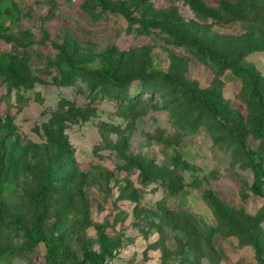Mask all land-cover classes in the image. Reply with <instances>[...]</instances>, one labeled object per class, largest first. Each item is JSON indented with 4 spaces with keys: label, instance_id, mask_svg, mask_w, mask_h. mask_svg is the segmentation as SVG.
Listing matches in <instances>:
<instances>
[{
    "label": "rangeland",
    "instance_id": "rangeland-1",
    "mask_svg": "<svg viewBox=\"0 0 264 264\" xmlns=\"http://www.w3.org/2000/svg\"><path fill=\"white\" fill-rule=\"evenodd\" d=\"M105 1L106 9H94L91 0H0L5 36L0 57L8 68L10 57L26 59L36 80L19 91L0 75V155L2 143L27 148L23 171L10 176L15 207L6 215L32 222L30 192L63 136L76 171L70 181L59 180L60 194L52 198L43 225L48 230L67 213V223L78 216L83 229L60 244L58 257L80 260L84 245L98 250L97 227L105 225L108 237L119 244L106 264H214L206 256V225H218L225 211L231 213L227 222L248 225L264 210V198L251 190L253 172L240 142L251 149L263 143L253 127L259 102L243 78L214 66L196 44H170L160 28L142 31L114 8L171 28L182 24L192 41L252 47L264 43V0ZM64 49L89 68L100 67L108 56L121 71L160 70L188 87L219 93L228 105L218 118L223 134L215 136L205 117L194 131L187 125L183 109L191 119L199 114L186 100L190 92L174 95L165 86L145 91L139 89L141 79L106 95L79 80L61 83L56 62ZM240 64H254L264 75V51L243 55ZM119 91L124 98L111 95ZM170 184L176 185L173 192ZM68 192L83 199L85 214L65 211ZM258 232L264 245V221ZM24 241L22 232L9 230L0 240V253L9 255L1 264L47 263L43 243L18 251ZM218 251V264H262L254 246L236 237L221 239Z\"/></svg>",
    "mask_w": 264,
    "mask_h": 264
},
{
    "label": "trees",
    "instance_id": "trees-1",
    "mask_svg": "<svg viewBox=\"0 0 264 264\" xmlns=\"http://www.w3.org/2000/svg\"><path fill=\"white\" fill-rule=\"evenodd\" d=\"M91 1L94 9L98 7L107 8L105 0ZM114 11L122 14L130 22L138 23L142 31H148L151 27L160 28L161 32L166 34L164 38L170 44L185 45L188 47L196 44L197 52L207 58L214 66L219 67L221 70H230L234 75L245 80V84L250 89L253 97L259 102V111L253 127L256 137L261 139L263 143L260 148L251 149L245 147L242 141L240 142L243 146L246 164L253 172L251 190L255 195L264 198V92L262 91L264 89V75L256 69L254 64H249L248 66L240 64L243 55L252 51H264V43L256 44L252 47L228 42L219 45L213 41L204 44L199 39L190 40L186 32V27L182 24H175L171 28L162 21H148L142 18H136L129 9L122 6H116ZM0 39H5L1 24ZM73 55V51L64 49L57 56L56 64L60 70L61 83L67 84L79 80L88 89H101L106 95L114 87L121 88L124 85L131 84L135 79H141L142 82L139 89L145 91L153 92L157 88L160 89V87L163 88L165 86L174 95H177L180 90L190 92L191 96L188 99L186 98V100L193 104L194 112L199 114L197 115L198 118L191 119L188 118L186 110L183 109L182 114L186 118L187 125L194 131L200 124V120L205 117L206 120H204V123L206 127L215 136L223 134V124L218 118L228 111V105L219 93L211 90L197 89L194 86L192 88L188 87L177 76L160 70H152L148 73L141 69L121 71L117 65L111 62L108 56L102 57L100 67L89 68L77 63ZM10 58L12 61L10 65L13 66L8 68L4 64L5 58L0 57V75L8 77L9 85L12 89L14 88L20 91L22 88H32L36 80L32 76L28 61L16 57ZM111 95L124 98V95L120 91L111 92ZM169 109L171 112H175L174 107ZM210 119H212V122ZM234 135L236 137L235 131ZM62 137L60 136L59 139V141L61 140V145L59 144L60 142H56L55 146L49 152V161L46 170H41V172L45 173L42 176L40 184L30 192L34 211L31 223L22 221L19 218H9L6 215V211L15 207L11 202L15 195L16 187L11 182L10 176H15V174L23 171V161L26 159L27 148L20 147L18 143H2V148L5 151L0 155V240L4 238L9 230L22 232L25 241L17 247V250L30 252L37 245L43 243L47 248L46 264H106V261L114 256V251L119 247V244L116 240L108 237L105 225H99L97 227V243L99 244V249H93L88 245H84L80 260H70L65 254L58 257L57 251L60 244L69 239L68 237L75 233H81L83 225L78 222V216H75L77 218L71 220V223H67L65 217L67 213H65V216H61L48 230L43 225L46 217L49 215L52 198L60 194V188L58 187L59 180L60 183H62V179L70 181L76 171V168L73 167L70 153L64 147L67 141ZM137 163L141 168L147 169L144 162L140 161ZM61 170H63L62 175L59 176L58 172ZM169 186L172 192L176 189V185L170 184ZM64 200L66 201L65 211H82L85 214L86 205H84L83 199L77 192H68ZM220 215V219L222 220L218 225H206L207 233L205 234L204 240L206 244V256L214 264H218L217 262L221 258L218 251L219 241L229 237H236L240 239L243 245H253L257 258L264 264V245L260 241L261 233L258 232L261 222L264 221V210L254 217V221L248 225L227 222L226 218L231 215L230 212H221ZM186 255L187 252H184L183 257L186 258ZM7 257L4 258L1 252L0 264ZM184 261H181L180 264H184Z\"/></svg>",
    "mask_w": 264,
    "mask_h": 264
}]
</instances>
